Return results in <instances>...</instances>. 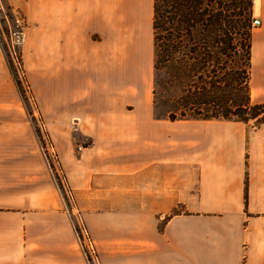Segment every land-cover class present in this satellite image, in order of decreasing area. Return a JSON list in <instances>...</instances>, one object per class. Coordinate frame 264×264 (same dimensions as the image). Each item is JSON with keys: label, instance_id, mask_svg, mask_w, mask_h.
I'll use <instances>...</instances> for the list:
<instances>
[{"label": "crops", "instance_id": "crops-1", "mask_svg": "<svg viewBox=\"0 0 264 264\" xmlns=\"http://www.w3.org/2000/svg\"><path fill=\"white\" fill-rule=\"evenodd\" d=\"M44 1L49 63L70 67L72 96L88 99L82 130L92 144L66 149L61 163L101 264H264V124L156 117L155 0ZM261 16L258 102L264 0ZM37 151L4 139L0 264H89Z\"/></svg>", "mask_w": 264, "mask_h": 264}, {"label": "trees", "instance_id": "trees-1", "mask_svg": "<svg viewBox=\"0 0 264 264\" xmlns=\"http://www.w3.org/2000/svg\"><path fill=\"white\" fill-rule=\"evenodd\" d=\"M252 18L253 0H155L154 107L164 118L264 124L252 96Z\"/></svg>", "mask_w": 264, "mask_h": 264}, {"label": "rangeland", "instance_id": "rangeland-1", "mask_svg": "<svg viewBox=\"0 0 264 264\" xmlns=\"http://www.w3.org/2000/svg\"><path fill=\"white\" fill-rule=\"evenodd\" d=\"M0 1V176L4 175V139H19L20 143L39 148L37 152L59 186L65 177L63 152L71 149L79 153L92 144V138L82 130V123L88 120V99L72 96L70 67L49 63L47 1ZM254 12L262 18L261 0H253V16ZM257 29L253 27L254 32ZM254 74L257 79L258 63ZM83 76L80 80L86 79ZM154 109L156 117L164 118L165 109ZM65 210L73 227L78 218L83 219L98 251L99 261L94 264H101L103 248L96 240V230L90 231L76 202L65 199ZM127 249V245L117 248Z\"/></svg>", "mask_w": 264, "mask_h": 264}, {"label": "built area", "instance_id": "built-area-1", "mask_svg": "<svg viewBox=\"0 0 264 264\" xmlns=\"http://www.w3.org/2000/svg\"><path fill=\"white\" fill-rule=\"evenodd\" d=\"M2 9H3V5L2 2L0 1V10ZM261 24H262L261 17L254 13V16L252 18L253 27H258ZM79 148L82 149L83 146H79ZM60 180L61 182H59L60 183L59 186L61 188L62 193L64 194L65 199H67V201H69L70 203L74 204L75 197L72 189L69 187L67 183L66 177H63ZM74 210H75V206H74ZM74 228L78 238L79 245L88 263L89 264L97 263L99 261L98 251L94 241L90 236L89 230L85 226L82 218L77 219V222L74 223Z\"/></svg>", "mask_w": 264, "mask_h": 264}, {"label": "bare ground", "instance_id": "bare-ground-1", "mask_svg": "<svg viewBox=\"0 0 264 264\" xmlns=\"http://www.w3.org/2000/svg\"><path fill=\"white\" fill-rule=\"evenodd\" d=\"M258 3V2H257Z\"/></svg>", "mask_w": 264, "mask_h": 264}]
</instances>
